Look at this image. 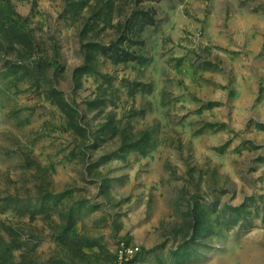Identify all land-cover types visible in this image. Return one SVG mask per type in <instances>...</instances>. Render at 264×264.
I'll list each match as a JSON object with an SVG mask.
<instances>
[{"label": "rangeland", "instance_id": "rangeland-1", "mask_svg": "<svg viewBox=\"0 0 264 264\" xmlns=\"http://www.w3.org/2000/svg\"><path fill=\"white\" fill-rule=\"evenodd\" d=\"M0 264H264V0H0Z\"/></svg>", "mask_w": 264, "mask_h": 264}, {"label": "built area", "instance_id": "built-area-1", "mask_svg": "<svg viewBox=\"0 0 264 264\" xmlns=\"http://www.w3.org/2000/svg\"><path fill=\"white\" fill-rule=\"evenodd\" d=\"M119 256L121 259L126 258L130 253H134V248L133 247H129V246H125L122 245L119 250Z\"/></svg>", "mask_w": 264, "mask_h": 264}, {"label": "trees", "instance_id": "trees-1", "mask_svg": "<svg viewBox=\"0 0 264 264\" xmlns=\"http://www.w3.org/2000/svg\"><path fill=\"white\" fill-rule=\"evenodd\" d=\"M90 46H93L94 48H101V49L106 48V46H103L99 43H91Z\"/></svg>", "mask_w": 264, "mask_h": 264}]
</instances>
